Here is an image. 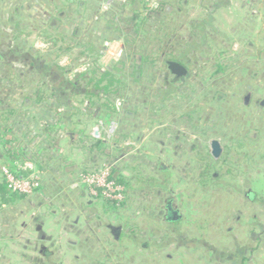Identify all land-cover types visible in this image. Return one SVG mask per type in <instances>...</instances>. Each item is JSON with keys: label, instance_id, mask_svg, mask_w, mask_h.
Wrapping results in <instances>:
<instances>
[{"label": "rangeland", "instance_id": "1", "mask_svg": "<svg viewBox=\"0 0 264 264\" xmlns=\"http://www.w3.org/2000/svg\"><path fill=\"white\" fill-rule=\"evenodd\" d=\"M143 1L151 19L139 33L125 34L121 20L130 9L120 7L128 0H0V55L5 56L0 59V111L15 113L8 125L12 135L47 178L53 175L62 183L43 195L39 188L12 210L0 241V264H45L38 252L43 248H57L55 264L89 262L73 257L82 249L101 250L102 264H203L205 241L191 240L200 228L226 236V243L227 235L251 229L249 219L264 222V108L259 105L264 100V10L244 1L249 9L241 15L236 13L241 3L234 4L222 18L224 31L202 32L196 27L202 15L187 0L182 6L172 0ZM16 49L25 58L10 55ZM163 52L183 61L189 76L175 80L167 73ZM51 63L66 68L69 79L91 72L79 90H91L88 80L99 79L101 72L92 74L94 64L120 79L121 93L111 99L113 116L98 107L105 100L101 97L70 96L69 103L85 113L75 119L90 126L93 143L106 144L101 151L90 152L92 142L69 131L59 132L58 151L44 141L51 79L59 74L51 68L52 75L42 78L33 65ZM38 95L45 100H37ZM212 140L220 142L224 154L217 164L208 159L219 177L203 186V154ZM104 166L121 171L130 182L123 207L110 208L82 182L81 175ZM33 167L25 164L42 185ZM171 200L181 204L184 216L180 237L174 235L175 225L164 221L163 207ZM35 216L47 219L42 233L34 231ZM236 218L241 220L235 223ZM108 224L122 225L118 241L105 229ZM139 237L141 245L135 242ZM258 249L248 264H264V240Z\"/></svg>", "mask_w": 264, "mask_h": 264}, {"label": "trees", "instance_id": "2", "mask_svg": "<svg viewBox=\"0 0 264 264\" xmlns=\"http://www.w3.org/2000/svg\"><path fill=\"white\" fill-rule=\"evenodd\" d=\"M128 2V6L123 5L122 8L120 7L122 11L125 7H128L130 9L129 14L123 12L124 14H126V17L123 18L121 22L122 25H125L126 27H124L121 31L125 34H129L131 33V31H136L137 33H139L141 31V27L149 19H151L153 14H151L147 10V5L144 4L143 0H128ZM76 6L79 7L78 2L76 3ZM154 13H158L157 10ZM19 50L17 51L16 49L15 51H13V53L10 52V55L14 54L15 56H18L19 59L25 58V56L20 55L21 53L19 52ZM160 56L161 62L165 66V69L167 68L166 62L168 61H176L186 67L183 61L177 59L176 56H171L165 54L164 52ZM1 58H5V56L0 55V59ZM41 58L42 56H39L38 54L36 55V59L41 60ZM146 60H148V58L143 56L142 61L145 63ZM33 66L35 68V72H39L42 78H47L48 75H52L50 73L51 68H55V71L59 74L57 75V77H53L51 79L53 92L51 93L50 99L48 98V100L51 102L52 107V109L50 110L51 118L45 123V125L42 126L43 130H41V135L44 136V141L46 143H49V146L51 145L50 148L52 147L53 149H55V151H58L60 150L59 132L69 131L78 134L79 137H84L90 140L92 142V145L89 150L90 152L93 151L95 148L100 151L101 149H104V147H106L105 143L100 140L94 141L93 143L91 138L88 136L87 130L90 128V126L75 119L78 116L84 115L85 113H83L78 108L72 106L69 101L71 100L70 96L79 97L83 95V93L90 101H93L94 98L100 99L101 97V99L105 100H102L103 103L99 104L98 107L102 108L107 115H115L116 108L111 99H113V96L119 97L121 89L123 88V85L120 82V79L117 78L116 74L109 69H100L97 64H94L92 74L96 75L97 73L101 72V75H99V79L90 78L88 80V85H91L92 89L86 91L83 89L79 90L80 82L82 80L88 79L91 72L88 75L76 74L73 79H69L66 76L68 72L66 71V68L59 66L57 63H51L50 65L43 64L40 65V67H37L35 65ZM142 73L143 68L139 70V74ZM167 73L170 74V72ZM95 91H98L99 93ZM43 98H45V96H37V100H39L40 102H43L45 100ZM90 106L93 107L95 105L90 102ZM14 115L15 113H13L12 111H5L3 113L0 111V239L5 238L6 236L4 230L5 226H8L9 223L12 221V218L10 217L12 210H14L21 202H25L28 199L27 195L14 193L9 189L8 184L6 182V178L2 172V167L8 168L10 172L17 177H27L30 175L31 171L24 169L25 164L29 162L35 163L40 170H44L43 166L39 163V161L33 157L31 151H29L26 147H24V145H22L23 142H18L15 135H12L11 128H9L8 125L9 118ZM105 123L106 126H108V121H106ZM111 179L114 180L118 185L124 187L125 189H128L127 187L130 186V182H128L122 176L121 171H116L113 168L111 171ZM39 188L41 189L42 185H40ZM37 191L39 193V189ZM97 198L98 200L103 201L110 208L115 209V207L120 208V206H124V202H112L111 200L105 199L101 195H99ZM151 241L152 243L155 242L154 240ZM137 242L138 245H141L140 241ZM52 263L55 262L52 261Z\"/></svg>", "mask_w": 264, "mask_h": 264}, {"label": "crops", "instance_id": "3", "mask_svg": "<svg viewBox=\"0 0 264 264\" xmlns=\"http://www.w3.org/2000/svg\"><path fill=\"white\" fill-rule=\"evenodd\" d=\"M169 1V0H168ZM171 1V0H170ZM186 0H172L173 3L177 4V5H183V2H185ZM244 1H251L254 2L253 5L254 6H258V8L261 10H264V0H187V5L191 6V8L194 10H197L201 13L202 15V19L197 21V28L202 31L205 32L206 30L208 31V29L210 28L211 32H216V33H220L221 31H224L225 28H223V20L222 18H226L228 11L230 10V8H232V6H234V4L237 3H241V9L237 8L236 9V13L239 14L242 13L244 14L246 12V10L249 9V7L246 8ZM185 4V3H184ZM239 5L237 4V7ZM233 10V9H232ZM245 11V12H244ZM220 21V22H219ZM220 27V28H219ZM31 163V162H30ZM33 170L37 173H39L40 177H41V181L42 183V190L40 192V195H43L45 193H47L49 190V188H53V186H57L58 188H62V183L59 184L61 181L58 180L56 177H54L53 175H50L48 178L46 177L47 173L44 170H40L38 168V166L34 163V167ZM44 180V181H43ZM63 180V179H62ZM75 180V179H74ZM76 181V180H75ZM72 181V182H75ZM71 182V183H72ZM170 203H172V210L176 213L177 217L174 220H169L168 218V212H167V205L165 207H163V211L165 210V214L166 216L164 217V221L166 223H170L175 225V232L174 235L176 234L178 237H180L179 235L181 234L179 229H180V225L181 223L184 221V216L182 213V208H181V204L180 203H176L174 200L169 201ZM206 219H208L206 216H204ZM205 222V225H209V220H205L203 219ZM241 219H237L235 223L239 222ZM39 221V222H38ZM47 219H40L38 220L37 217L35 216L33 219H31V222L35 223L38 222V227H35V232L38 233H42L43 232V226L46 222ZM244 223L245 221L242 220ZM30 222V223H31ZM194 226H196L195 223H193ZM247 225H249V228L251 226V229L247 230L245 228V230L242 229V233L236 235L235 237H228L230 235H227V241L225 240L226 243H223V239L226 237H220L218 234L214 235L212 234V232L207 231V229L205 228H200L199 230L200 235L199 237L194 235V238H192L191 240L196 243L198 242V240H200L201 238H203L204 242V246L203 248L205 249V253L206 256L203 259V264H248V262H253L254 258L256 257L257 253L259 251L258 248L261 245V242L264 240V222L262 223L260 219L257 218H251L248 220ZM246 226V223H245ZM208 227V226H207ZM212 229V226H210ZM111 225H107L105 227L106 230L110 231L112 230ZM120 228V232L118 234V237H115V241H118L121 236L123 235V227L122 225H119ZM231 229L229 228L228 231H230ZM37 233V234H38ZM217 236V237H216ZM205 238V239H204ZM218 239L220 242L216 243V244H212L213 242L210 243V241L212 240H216ZM127 240L130 242H133V236H127ZM0 241H2V238L0 239ZM38 241H41L43 243L47 242V239L44 238H39ZM137 241H140L142 243L143 239L141 237H139L137 240H135V242L138 244ZM250 243H252L250 245ZM247 244V245H246ZM217 246V247H216ZM57 248H55L54 250H50V249H46L43 248L41 250H39V254L41 253V255L44 258V263L45 264H55L57 261ZM190 252V251H189ZM193 252V251H191ZM194 253V252H193ZM195 257H196V253ZM192 255V253H191ZM198 258L201 257V255H197ZM74 258H87L88 260H90L89 262L86 260H82V264H102V262H100L101 258L104 257L103 252L101 250H85L82 249L79 254H76L75 256H73ZM216 258L217 260H214L213 258ZM99 258V259H98ZM52 259V260H51ZM81 260V259H80ZM52 261H54L55 263H52ZM58 262V261H57ZM79 263V262H78ZM81 264V263H80ZM104 264V263H103ZM193 264V262L191 263Z\"/></svg>", "mask_w": 264, "mask_h": 264}, {"label": "built area", "instance_id": "4", "mask_svg": "<svg viewBox=\"0 0 264 264\" xmlns=\"http://www.w3.org/2000/svg\"><path fill=\"white\" fill-rule=\"evenodd\" d=\"M104 168H101L92 175H81L82 182L88 184L90 193L94 197L101 195L112 202L121 203L125 188L111 179L112 169L110 166H104ZM24 169L26 170L25 167ZM2 172L9 189L14 193L32 196L40 187V178L37 174H30L27 177H17L6 167H2Z\"/></svg>", "mask_w": 264, "mask_h": 264}, {"label": "flooded vegetation", "instance_id": "5", "mask_svg": "<svg viewBox=\"0 0 264 264\" xmlns=\"http://www.w3.org/2000/svg\"><path fill=\"white\" fill-rule=\"evenodd\" d=\"M176 62V61H175ZM182 65V64H181ZM187 68V67H186ZM171 75V74H170ZM173 78H175V80H181V78H179V79H176V77L175 76H172ZM183 78H186V77H183ZM250 98H251V95L250 94H248L245 98H244V105L245 106H247L248 104H249V101H250ZM264 100H262V101H260V106L262 107V108H264V105H261L262 104V102H263ZM212 141H214V140H212ZM211 141V142H212ZM216 141H218V140H216ZM211 142H210V144H209V149L207 150V154H203V157H204V159L203 160H205L207 163H206V166L202 169V185L203 186H206V185H208L207 183L210 181V180H217L218 179V177H219V174H217L216 172H212V171H214L215 170V168H213V165L210 163V162H208V159H210L211 161H213V164H217L220 160H221V158H222V156H223V154H224V151H223V148H222V146H221V144H220V142H219V144H220V146H221V152H220V154L217 156V157H214L213 155H212V150H211ZM207 155V156H206ZM237 186H234V188H236ZM166 207H167V212H168V218H169V220H174L177 216H174V214H175V212L171 209L172 208V206H170V205H172V203H170L169 201L166 203ZM119 230H120V228H119ZM120 232V231H119ZM112 233H114L113 232V230H112ZM117 233H118V231H117ZM114 234H116V233H114ZM119 234V233H118ZM118 236V235H117Z\"/></svg>", "mask_w": 264, "mask_h": 264}, {"label": "water", "instance_id": "6", "mask_svg": "<svg viewBox=\"0 0 264 264\" xmlns=\"http://www.w3.org/2000/svg\"><path fill=\"white\" fill-rule=\"evenodd\" d=\"M166 65H167V68H168L170 74L172 76H175L176 79L183 78V77H188L189 76L188 69L185 66L181 65L180 63H178V62L168 61V62H166ZM261 105H264V101L262 102ZM66 135L69 138H71V139H74V137H75L74 134H66ZM211 150H212V155L214 157H217L220 154V152H221V146H220V144H219L218 141L214 140V141L211 142ZM174 216H177L176 213L174 214ZM112 230L116 234L112 233ZM112 230H111V233L114 236V238L115 237H118L117 235H118V233L120 231L119 228H117V227L116 228H112ZM117 231H118V233H117Z\"/></svg>", "mask_w": 264, "mask_h": 264}]
</instances>
